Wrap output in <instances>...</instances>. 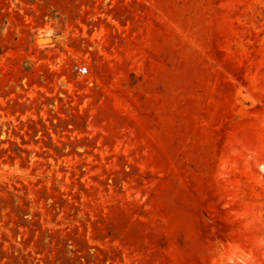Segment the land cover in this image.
Returning <instances> with one entry per match:
<instances>
[{
	"label": "rangeland",
	"instance_id": "1",
	"mask_svg": "<svg viewBox=\"0 0 264 264\" xmlns=\"http://www.w3.org/2000/svg\"><path fill=\"white\" fill-rule=\"evenodd\" d=\"M0 264H264V0H0Z\"/></svg>",
	"mask_w": 264,
	"mask_h": 264
},
{
	"label": "built area",
	"instance_id": "2",
	"mask_svg": "<svg viewBox=\"0 0 264 264\" xmlns=\"http://www.w3.org/2000/svg\"><path fill=\"white\" fill-rule=\"evenodd\" d=\"M72 70L79 75H84L87 73V68L85 66L75 65Z\"/></svg>",
	"mask_w": 264,
	"mask_h": 264
}]
</instances>
